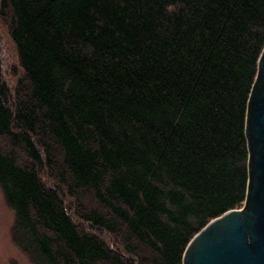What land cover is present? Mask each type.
<instances>
[{
  "label": "trees",
  "instance_id": "16d2710c",
  "mask_svg": "<svg viewBox=\"0 0 264 264\" xmlns=\"http://www.w3.org/2000/svg\"><path fill=\"white\" fill-rule=\"evenodd\" d=\"M0 18L22 70L12 90L0 59V188L32 264H183L243 206L264 0H0Z\"/></svg>",
  "mask_w": 264,
  "mask_h": 264
},
{
  "label": "water",
  "instance_id": "95a60500",
  "mask_svg": "<svg viewBox=\"0 0 264 264\" xmlns=\"http://www.w3.org/2000/svg\"><path fill=\"white\" fill-rule=\"evenodd\" d=\"M244 204L210 221L188 244L183 264H264V49L249 96Z\"/></svg>",
  "mask_w": 264,
  "mask_h": 264
},
{
  "label": "rangeland",
  "instance_id": "374dc122",
  "mask_svg": "<svg viewBox=\"0 0 264 264\" xmlns=\"http://www.w3.org/2000/svg\"><path fill=\"white\" fill-rule=\"evenodd\" d=\"M0 59L3 66L4 79L14 90L22 73L18 64L17 52L8 34L7 24L0 18ZM14 223V211L7 205L0 188V264H32L28 257L20 251L11 239V228ZM111 242L109 236L104 237Z\"/></svg>",
  "mask_w": 264,
  "mask_h": 264
}]
</instances>
